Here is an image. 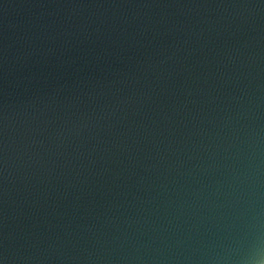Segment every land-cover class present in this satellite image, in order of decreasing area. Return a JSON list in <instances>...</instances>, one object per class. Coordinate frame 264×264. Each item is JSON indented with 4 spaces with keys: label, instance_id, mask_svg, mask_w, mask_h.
Masks as SVG:
<instances>
[{
    "label": "water",
    "instance_id": "obj_1",
    "mask_svg": "<svg viewBox=\"0 0 264 264\" xmlns=\"http://www.w3.org/2000/svg\"><path fill=\"white\" fill-rule=\"evenodd\" d=\"M0 264H264V0H0Z\"/></svg>",
    "mask_w": 264,
    "mask_h": 264
}]
</instances>
